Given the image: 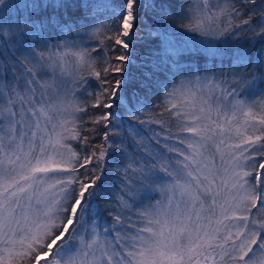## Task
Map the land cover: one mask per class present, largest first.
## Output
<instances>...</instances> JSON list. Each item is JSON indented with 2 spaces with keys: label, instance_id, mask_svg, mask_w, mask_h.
<instances>
[{
  "label": "snow or ice",
  "instance_id": "obj_1",
  "mask_svg": "<svg viewBox=\"0 0 264 264\" xmlns=\"http://www.w3.org/2000/svg\"><path fill=\"white\" fill-rule=\"evenodd\" d=\"M0 264H264V0H0Z\"/></svg>",
  "mask_w": 264,
  "mask_h": 264
},
{
  "label": "trees",
  "instance_id": "obj_2",
  "mask_svg": "<svg viewBox=\"0 0 264 264\" xmlns=\"http://www.w3.org/2000/svg\"><path fill=\"white\" fill-rule=\"evenodd\" d=\"M93 3L97 4V5H103L104 3L107 2V0H92ZM52 12V9H48L47 12L45 13H42L43 15H48V14H51ZM15 10L13 11V15H15ZM98 15H101V16H104V15H107V12L106 10L103 8V7H100L98 9ZM141 15L143 16L144 15V10H141ZM150 47V45H146V44H138L137 45V50L140 52V53H144L148 50V48ZM135 71V69H133ZM48 82L49 84L51 85H56L59 83V73L56 74L55 78L53 77V75L51 73H48L47 75H43L42 76V79H41V83H44V82ZM92 83H95V81L93 80ZM69 87H71V85L69 84L68 85ZM49 91H51V89H49ZM39 96V93L37 94ZM155 99V98H153ZM215 164L217 166L220 165V159H219V156L216 157L215 159ZM111 173L112 175H119L118 173H116L115 171V168H112L111 169ZM157 198H159V196H157ZM254 212L256 211L255 209L253 210ZM109 220H111V217H109Z\"/></svg>",
  "mask_w": 264,
  "mask_h": 264
}]
</instances>
